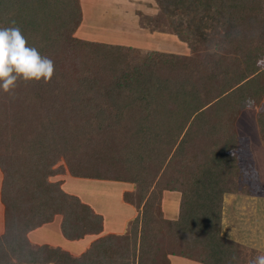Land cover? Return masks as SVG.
<instances>
[{
    "label": "trees",
    "instance_id": "trees-1",
    "mask_svg": "<svg viewBox=\"0 0 264 264\" xmlns=\"http://www.w3.org/2000/svg\"><path fill=\"white\" fill-rule=\"evenodd\" d=\"M207 1L228 20L225 40L237 55L199 75L173 55L153 51L136 60L129 47L75 37L78 0H0V28L15 21L29 46L55 63L47 82L19 78L9 92L0 88V264H169V255L202 264L233 260L239 246L220 234L221 204L226 192H246L232 181L234 120L264 88L256 83L264 49L250 44L263 38L264 8L254 15L251 0H157L168 12L182 6L203 16ZM257 121L264 145L263 111ZM60 160L75 177L132 183L123 200L137 215L127 232L98 237L78 256L28 240L29 230L55 214L67 239L102 231L100 214L48 179L64 171L54 167ZM163 191L179 192L175 219L163 215ZM170 238L179 251L170 249Z\"/></svg>",
    "mask_w": 264,
    "mask_h": 264
},
{
    "label": "rangeland",
    "instance_id": "rangeland-1",
    "mask_svg": "<svg viewBox=\"0 0 264 264\" xmlns=\"http://www.w3.org/2000/svg\"><path fill=\"white\" fill-rule=\"evenodd\" d=\"M262 1L251 0L254 5L252 14L260 12L256 11L259 6L263 5L260 9L264 8ZM78 2L81 20L74 36L84 40L129 47L136 60L144 58L147 52L157 51L176 56L179 60L187 62L189 67L197 71L199 75H206L214 68V62L217 60H222L227 55H237L225 40L229 30L228 20L217 17L219 11L212 8V2L207 1L211 7L208 16H203L202 12L187 13L182 6L168 12L157 0H78ZM173 27H177L179 35ZM262 27L264 28V25ZM189 32L192 33L188 34ZM255 36L257 38L260 35ZM262 37L250 43L252 48L264 49V35ZM242 45H246V42L243 41ZM129 58L132 57L129 56ZM260 69L256 83L263 84L264 87V67ZM262 111L264 112V88L259 98L250 96L243 102L234 120L238 137V158L234 163L238 167V174L232 181H235L239 189L246 191L243 195H246L244 199L247 203L238 209L244 210L240 213V217L245 216L247 220L236 218L237 207L233 202L236 197L230 193H224L221 204L220 234L239 246L232 250L236 259L227 264H249L257 255L264 254V145L257 121L258 112ZM60 165L64 171L58 175L68 176L69 172L63 160L57 162L54 167ZM50 177L48 178L50 181L54 180ZM61 177L55 178L61 182ZM85 182L71 185L75 186V190L78 189L80 193L75 192L68 185L65 190L79 199L82 197L83 199L80 200H84L86 191L88 195L92 193L93 202L105 205L107 209L110 208L108 203L115 204V200L119 199L120 194L116 188L105 191L107 196H99L98 186L107 185V183ZM90 187L97 191L88 192L87 188ZM104 197L107 199L103 200ZM172 202V198L164 201L163 215H172V212H169L171 211L169 204ZM168 246L172 250H180L178 243L172 238L169 239ZM192 248H189L192 249L190 251L192 254L195 256L201 254L197 247ZM174 256L176 257L172 259L169 257V264H202L196 259Z\"/></svg>",
    "mask_w": 264,
    "mask_h": 264
},
{
    "label": "crops",
    "instance_id": "crops-1",
    "mask_svg": "<svg viewBox=\"0 0 264 264\" xmlns=\"http://www.w3.org/2000/svg\"><path fill=\"white\" fill-rule=\"evenodd\" d=\"M117 24H119V22ZM56 176H62L60 178L62 182L60 187L62 189L65 190L66 185H68V187H72V190H74L77 193H80L78 189L75 190L76 189L75 186H71V185L73 184L77 185L79 184V182H85V181H89V182L92 181L94 183H99V184L107 183V185L100 184V186H98L99 196H107L106 195L107 193H105V191H108L110 188H116L118 190V194H120L119 199L117 198L115 200V204L108 203L110 208L107 209L105 208V205L103 206V205H100V204L98 205L94 203L92 200L93 199L91 195L92 193H89L88 195L86 191V193H84L86 195L84 196V200H80V201L89 205L93 209L94 212L102 216L103 223H102V231L100 233L85 234L83 237L78 238V239H67L66 237H64V235L62 234L60 230L61 216L59 214H55L51 221L41 223V225H39L38 227H35L27 232L26 236L31 243L48 244L53 247H60L61 249L66 250L70 254L74 256H78L89 247L90 243L93 240L97 239L98 237H101L109 233L123 234L127 230L130 221L137 215V210L133 207V205L123 200V192L131 191L133 188L132 183L125 182V181H117V180L89 179V178L75 177L70 174H68V176H65V174H62V175L55 174L52 177H50L52 179L54 178V180H51V181H59V179L55 178ZM2 178H3V175H2V171L0 170V235L3 234L4 229H5L4 204L1 201ZM110 185H112L113 187L112 186L110 187ZM92 187H90L89 189L87 188L88 192L94 191ZM230 195H233L234 197H236V199L233 201L234 206L236 205L237 207L236 213L238 214V216L236 218L238 220H245L246 219L245 216L240 217V213H242L244 210L243 209L239 210L238 208H240L243 205L245 206V203H247V201H245L244 199L246 195H243L240 193H230ZM179 197H180L179 192H176V191H164L163 192V196H162L163 212L165 210V208L163 207L164 201L167 198H172L173 200V202L169 204L171 211L168 210L169 212H172V215L166 216L164 214L165 218L175 219L177 217L178 210H179L178 209L179 208ZM105 199L107 198L104 197L103 200ZM237 219L234 218V220H237ZM169 257L172 259L173 257H176V256L173 255Z\"/></svg>",
    "mask_w": 264,
    "mask_h": 264
},
{
    "label": "clouds",
    "instance_id": "clouds-1",
    "mask_svg": "<svg viewBox=\"0 0 264 264\" xmlns=\"http://www.w3.org/2000/svg\"><path fill=\"white\" fill-rule=\"evenodd\" d=\"M54 69V61L43 56L36 47L29 46L15 21L10 27L0 28V88L5 92L13 89L19 78L25 81L43 78L47 82ZM249 264H264V254L257 255Z\"/></svg>",
    "mask_w": 264,
    "mask_h": 264
}]
</instances>
